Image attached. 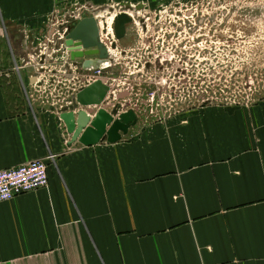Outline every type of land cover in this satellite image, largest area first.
Wrapping results in <instances>:
<instances>
[{
    "label": "crops",
    "instance_id": "0c3cea01",
    "mask_svg": "<svg viewBox=\"0 0 264 264\" xmlns=\"http://www.w3.org/2000/svg\"><path fill=\"white\" fill-rule=\"evenodd\" d=\"M67 1L0 0V170L46 159L50 178L0 203V264H264V118L207 105L137 116L116 142L73 141L59 106L35 98L49 65L73 80L82 62L51 29L83 8L101 20L96 9L130 4L135 19L165 0H81L71 13Z\"/></svg>",
    "mask_w": 264,
    "mask_h": 264
},
{
    "label": "rangeland",
    "instance_id": "374dc122",
    "mask_svg": "<svg viewBox=\"0 0 264 264\" xmlns=\"http://www.w3.org/2000/svg\"><path fill=\"white\" fill-rule=\"evenodd\" d=\"M67 2L68 13L83 4ZM108 4L96 9L103 39L116 51L106 72L134 87L129 109L138 118L189 117L208 105L263 122L264 0H165L157 13L135 11V19L124 12L130 4ZM50 75L36 87L37 101L65 94Z\"/></svg>",
    "mask_w": 264,
    "mask_h": 264
},
{
    "label": "water",
    "instance_id": "95a60500",
    "mask_svg": "<svg viewBox=\"0 0 264 264\" xmlns=\"http://www.w3.org/2000/svg\"><path fill=\"white\" fill-rule=\"evenodd\" d=\"M80 19L74 22L72 27L61 25L59 32L67 29L65 38H60L57 28H52L49 35L54 41H60L61 47L66 52L68 62L79 66L83 70L106 69L112 65L108 46L101 38V27L92 12L83 8L80 11ZM74 21V18H68ZM109 85L102 80L83 87L70 99H63L59 108L60 118L67 127V132L72 136V140H78L83 145L91 146L99 142L108 140L116 142L122 138V134L129 131L131 123L137 120V115L133 109L126 112H119V106L108 111L103 107ZM124 93L120 98L127 96ZM89 106V107H87ZM90 106H99L92 109ZM87 107V109H86Z\"/></svg>",
    "mask_w": 264,
    "mask_h": 264
},
{
    "label": "built area",
    "instance_id": "2783aa9c",
    "mask_svg": "<svg viewBox=\"0 0 264 264\" xmlns=\"http://www.w3.org/2000/svg\"><path fill=\"white\" fill-rule=\"evenodd\" d=\"M72 16L77 17L76 15ZM67 22V19H62L60 22H58V24L62 25L63 23ZM66 32L67 29H65L64 32L58 33L61 35V38H64ZM102 40H104L103 25ZM45 72H49V74H51L49 79H52L54 83H60L65 86V94L67 92L70 94L71 92H77L83 87L92 84L97 80H102L105 84L109 85L108 93L109 97H111V100L108 101V105L113 107L116 105L119 106V112L128 111L129 107L132 105L130 95H132L134 87L128 82L121 84V80L110 77L108 74L109 72H106V69L88 70L86 74H79V70H76L72 75V80L64 78V76L68 73L67 70H61V76L57 77L56 73L58 72V69H56L54 66L50 67L49 65L48 69L39 75L41 81L45 76ZM123 92L128 93V97L124 99H118V94ZM72 95H74V93ZM72 95H69V97L65 95L62 97H55L52 100V103L56 104L55 106H59L60 108L62 106L63 99H70ZM149 96H154V93ZM135 108L138 107L136 106ZM48 167L49 165L46 159H35L17 167L0 170V203L11 200L18 195L47 187L50 181Z\"/></svg>",
    "mask_w": 264,
    "mask_h": 264
},
{
    "label": "bare ground",
    "instance_id": "6f19581e",
    "mask_svg": "<svg viewBox=\"0 0 264 264\" xmlns=\"http://www.w3.org/2000/svg\"><path fill=\"white\" fill-rule=\"evenodd\" d=\"M102 24V23H101ZM70 27H72V25H69ZM101 26V25H100ZM108 46V45H107ZM109 48V47H108ZM109 53L111 54V52H110V49H109Z\"/></svg>",
    "mask_w": 264,
    "mask_h": 264
},
{
    "label": "flooded vegetation",
    "instance_id": "af4514ba",
    "mask_svg": "<svg viewBox=\"0 0 264 264\" xmlns=\"http://www.w3.org/2000/svg\"><path fill=\"white\" fill-rule=\"evenodd\" d=\"M67 65L69 66V64H67ZM67 65H66V66H67ZM78 68H79V67H77V69H78Z\"/></svg>",
    "mask_w": 264,
    "mask_h": 264
},
{
    "label": "trees",
    "instance_id": "16d2710c",
    "mask_svg": "<svg viewBox=\"0 0 264 264\" xmlns=\"http://www.w3.org/2000/svg\"><path fill=\"white\" fill-rule=\"evenodd\" d=\"M49 168V167H48ZM48 172H49V169H48Z\"/></svg>",
    "mask_w": 264,
    "mask_h": 264
}]
</instances>
